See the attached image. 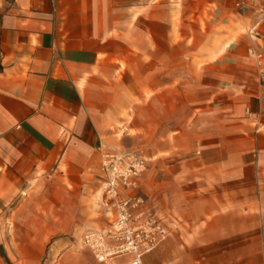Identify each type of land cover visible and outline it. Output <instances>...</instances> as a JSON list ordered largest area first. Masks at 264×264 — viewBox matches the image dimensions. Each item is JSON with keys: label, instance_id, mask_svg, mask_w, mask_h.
Returning <instances> with one entry per match:
<instances>
[{"label": "crops", "instance_id": "1", "mask_svg": "<svg viewBox=\"0 0 264 264\" xmlns=\"http://www.w3.org/2000/svg\"><path fill=\"white\" fill-rule=\"evenodd\" d=\"M0 14V264H47L70 225L110 227L100 139L137 140L146 156L135 192L169 231L143 264H264V74L247 52L261 47L264 68V22L261 36L246 33L255 9L0 0Z\"/></svg>", "mask_w": 264, "mask_h": 264}, {"label": "built area", "instance_id": "2", "mask_svg": "<svg viewBox=\"0 0 264 264\" xmlns=\"http://www.w3.org/2000/svg\"><path fill=\"white\" fill-rule=\"evenodd\" d=\"M241 10L255 9L256 17L246 28L250 38L261 36L260 25L264 22V0H233ZM247 52L258 64V72L264 74L261 65L263 50L249 44ZM100 169V202L111 218L107 229L86 228L83 243L100 264H143L144 253L154 249L169 231L164 219L144 204V197L132 191L147 167L146 156L138 147H125L106 142L98 143Z\"/></svg>", "mask_w": 264, "mask_h": 264}, {"label": "rangeland", "instance_id": "3", "mask_svg": "<svg viewBox=\"0 0 264 264\" xmlns=\"http://www.w3.org/2000/svg\"><path fill=\"white\" fill-rule=\"evenodd\" d=\"M115 144V143H114ZM125 147H140V142L139 141H135L134 143L130 144L129 142H120V143H116ZM142 151V148H141ZM142 154L145 156L144 152L142 151ZM99 190V193L101 191L100 187L97 188ZM73 208H75L73 206ZM77 210L71 212V216H69L70 221L71 222H75V220L73 218H77V214H76ZM98 218H100L101 220L104 219V216L98 214L97 215ZM81 217H83V215H81ZM96 227L100 226L99 224L95 225ZM88 227V226H87ZM84 228H79L76 227L74 224L70 225L67 230H65L64 232H62L61 235L66 236L68 238L69 243L67 244V246L64 248L63 255H55L53 258H51L49 261H47V264H96L91 252L85 248V247H80L78 244V238L80 237L82 231L85 229ZM77 255L78 256V263L77 261H74L72 259L73 256ZM46 256L42 258V263L44 264V262L46 261Z\"/></svg>", "mask_w": 264, "mask_h": 264}, {"label": "bare ground", "instance_id": "4", "mask_svg": "<svg viewBox=\"0 0 264 264\" xmlns=\"http://www.w3.org/2000/svg\"><path fill=\"white\" fill-rule=\"evenodd\" d=\"M99 162H100V160H99ZM99 164H100V163H99ZM144 171H145V170H144ZM144 171H143V172H144ZM99 172H100V169H99ZM143 172H142V173H143ZM99 174H100V173H99ZM140 176H141V175H140ZM132 191H134V192L136 191L135 187L132 188ZM144 204L146 205L145 199H144ZM166 237H167V236H166ZM82 240H83V235H82V237H81V244H82L84 247H86V248H88L89 250H91L88 246H86V245L83 243ZM152 250H153V249H152ZM152 250H151V251H152ZM149 252H150V251H149ZM91 253H92V251H91ZM146 253H148V252H146ZM92 254H93V253H92ZM144 254H145V253H144ZM144 254H143V255H144Z\"/></svg>", "mask_w": 264, "mask_h": 264}, {"label": "trees", "instance_id": "5", "mask_svg": "<svg viewBox=\"0 0 264 264\" xmlns=\"http://www.w3.org/2000/svg\"><path fill=\"white\" fill-rule=\"evenodd\" d=\"M1 15V14H0ZM2 69V64L0 63V70Z\"/></svg>", "mask_w": 264, "mask_h": 264}]
</instances>
